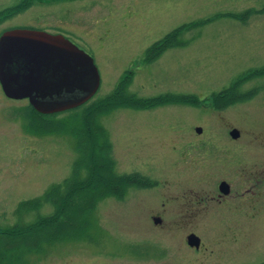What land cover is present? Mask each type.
Returning <instances> with one entry per match:
<instances>
[{
    "label": "rangeland",
    "instance_id": "374dc122",
    "mask_svg": "<svg viewBox=\"0 0 264 264\" xmlns=\"http://www.w3.org/2000/svg\"><path fill=\"white\" fill-rule=\"evenodd\" d=\"M216 1L85 0V8L78 5L84 11L75 13L79 17L70 24L80 32H69L70 39L90 54L99 74L96 93L82 104L109 94L129 73L128 90L137 97L168 93L174 101L148 108L118 105L101 115L94 112L91 122L97 116L108 136L113 171L136 173L147 181L127 186L121 196L102 197L89 209L94 225L82 233L75 231L43 255L32 254L33 264L264 262V143L252 138L264 128V117L247 114L246 120L256 119L255 126L245 130L239 141L226 143L222 127L230 124L211 108L209 96L221 87L215 77L237 69L244 48L249 54L264 47V15L253 14L245 26L232 20L206 23ZM263 3L244 1L257 7ZM177 27L182 28L173 36L175 45L146 62L147 48ZM195 93L196 101L187 95ZM175 94L190 101L175 99ZM28 103L7 98L0 86V225L33 222L38 215L54 216L51 223L67 217L70 221L53 232L57 238L61 230L67 235L64 226L73 224L74 231L86 225L83 207L89 208L93 197H82L84 204L67 207L60 219L62 210L58 213L51 201L20 218L15 213L20 202L63 182L78 156L69 132L47 129L24 114ZM196 125L204 129L197 137ZM99 173L104 178L108 174ZM221 180L231 189L218 201ZM191 232L200 239L198 249L186 242Z\"/></svg>",
    "mask_w": 264,
    "mask_h": 264
},
{
    "label": "trees",
    "instance_id": "16d2710c",
    "mask_svg": "<svg viewBox=\"0 0 264 264\" xmlns=\"http://www.w3.org/2000/svg\"><path fill=\"white\" fill-rule=\"evenodd\" d=\"M181 28L177 27L163 38L153 42L147 48L144 60L151 62L159 57L163 51L175 45L172 44L174 42L173 36ZM125 75L120 78L113 91L109 94L74 109L67 110L65 111L66 114L61 117L41 114L28 103L24 114L28 117H35L40 126L45 125L47 129H62V131L69 132L74 137L78 156L72 164L71 174L64 178L63 182L56 185L53 184L39 197L20 202L16 207L15 213L20 218L29 209L40 207L43 202L51 201L58 213L62 210V214L59 216L60 219L63 215L66 216L63 210L73 207L80 208L84 204L82 197H85L86 200L88 198L91 200L93 197V200L89 208L86 205L83 207V216L88 219L84 223L86 225L84 227L77 226L74 231L72 230L74 228L73 224L64 226L69 229L67 235L61 230L62 232L58 234L57 238L53 237V232H57V228H61L64 222L68 223L69 219L67 217L63 219L64 221L51 223L49 221L54 219V216L38 215V219H35L33 222L15 221L11 225H0V264H33L32 254L43 255L47 248L53 247L58 241H68L73 237L75 231H81L82 233L87 226L94 225L96 221L92 217L93 212L91 213L89 209L93 207L94 203L96 204L101 200L102 197L121 196L124 194L127 186L140 185L146 180V178L140 177L136 173L117 174L113 171L111 166L115 163L109 154L110 143L106 130L97 116L91 122L92 115H94V112H98L100 115L109 112L118 105L133 108H148L167 104L174 100L168 93L150 97H137L133 92L128 90L131 73L128 76ZM173 97L175 99L184 98L185 101H190V98L187 96L182 97L175 94ZM98 156L103 159L102 163L98 159ZM81 168L84 169V174H81ZM100 170H104L106 174L108 173L105 178L100 175ZM62 203L66 206H62ZM43 222L46 223L41 224ZM62 234L63 236L60 237ZM259 264H264V262Z\"/></svg>",
    "mask_w": 264,
    "mask_h": 264
},
{
    "label": "flooded vegetation",
    "instance_id": "af4514ba",
    "mask_svg": "<svg viewBox=\"0 0 264 264\" xmlns=\"http://www.w3.org/2000/svg\"><path fill=\"white\" fill-rule=\"evenodd\" d=\"M244 1L245 0L216 1L217 5L215 4V8L212 9L211 16H207L206 23L210 21L211 23H217L219 21L224 22L232 20L239 22L241 26H245V21L249 20L253 14L260 16L264 15V3L262 6H258V8L256 5H246L244 4ZM78 5L85 8V0H0V37L7 32L16 29H24L45 32L52 35H62L75 44V42L70 39L69 32H80L72 29L71 26L73 25L70 24V22L75 20L76 17H79L78 15H75V13H80L81 10L84 11V9H81ZM260 16L259 18H261ZM218 17L221 19H218ZM254 32H257V29ZM260 49V51H252L248 54L247 49L244 48V56L239 57L241 61L238 62V71H236L237 69L232 70L229 73L234 72L226 77H215V83L221 87L212 91L210 95V90L206 93V95L203 94L205 97L207 95L210 96L212 100L211 108L216 112L222 113L225 117V121L230 124L229 127H226L225 125L222 127V129H225L226 143H229L230 140L239 141L244 132H246L250 127H253V124L255 126L256 119H253V121L246 120L247 114L251 116L253 113H258L264 117V47ZM12 59L9 58L6 65L7 73L14 74L15 78L13 80L16 82L14 84V88L18 85L32 83L34 89L29 87V96L21 98H10L6 96L7 98L13 100L24 99L29 102L30 99H49L52 97L51 94L36 93V89H38L37 83H47V87L48 84L51 85L53 83H60L62 92L67 89L66 84L68 83V77L65 76L66 71L63 68L52 67V63H49L46 59H37L34 62L28 60V62L20 54H15ZM187 95L192 100H198L197 93ZM194 97L196 99H194ZM190 106L195 107L194 103ZM233 109L235 110L232 111ZM67 110L38 112L45 115H59ZM208 113H213V111L209 110ZM241 115H243L244 122L241 121ZM254 118H257V116ZM254 130L256 129L254 128ZM210 131L211 130H208V132ZM194 132L196 137L198 135H202L204 133L203 125L194 126ZM248 132L249 134L252 133L250 130ZM252 138H254L255 141L260 140L259 143L263 144L264 128H262V130L258 133L252 135ZM201 143H203V141ZM222 181L225 180H221L220 182ZM225 182L229 186L227 192L225 193L219 190L218 184V190L220 192V194H217L216 198L218 201L221 199L219 198L220 195H222L221 197H224L230 194V184L227 181ZM240 194V192H237V195ZM243 206L246 207L249 205ZM254 206L255 205L252 204L250 207ZM154 219L161 222L160 217H154Z\"/></svg>",
    "mask_w": 264,
    "mask_h": 264
},
{
    "label": "water",
    "instance_id": "95a60500",
    "mask_svg": "<svg viewBox=\"0 0 264 264\" xmlns=\"http://www.w3.org/2000/svg\"><path fill=\"white\" fill-rule=\"evenodd\" d=\"M15 54L32 62L46 59L52 63V67H60L66 71L68 83L64 92L61 91L60 83L48 84L49 88L47 83H37L39 90L36 89V93L52 95L49 99L29 100L37 111H63L77 107L87 101L99 86V74L93 58L69 39L62 35L16 29L0 37V84L7 97L29 96V87L34 89L32 83L14 88L15 77L13 73H7L6 64ZM228 187L225 181L219 184V190L223 193L227 192ZM186 242L189 246L198 248L200 239L191 232L186 236Z\"/></svg>",
    "mask_w": 264,
    "mask_h": 264
}]
</instances>
